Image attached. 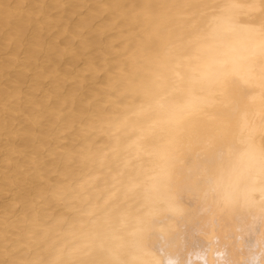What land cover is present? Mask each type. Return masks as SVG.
Returning a JSON list of instances; mask_svg holds the SVG:
<instances>
[{
    "label": "bare ground",
    "instance_id": "6f19581e",
    "mask_svg": "<svg viewBox=\"0 0 264 264\" xmlns=\"http://www.w3.org/2000/svg\"><path fill=\"white\" fill-rule=\"evenodd\" d=\"M0 264H264V0H0Z\"/></svg>",
    "mask_w": 264,
    "mask_h": 264
},
{
    "label": "rangeland",
    "instance_id": "374dc122",
    "mask_svg": "<svg viewBox=\"0 0 264 264\" xmlns=\"http://www.w3.org/2000/svg\"><path fill=\"white\" fill-rule=\"evenodd\" d=\"M81 10V12H83L84 11V8H82V9H80ZM73 17H75V15H73ZM114 31V30H113ZM82 66H83V59H79L71 68H75V69H80V68H82ZM107 67V66H106ZM101 74H102V72H100L99 73V75H97L93 80H91L92 82H98L99 80H100V77H101ZM71 82H73V80L71 81V80H69L68 81V83H71ZM24 87H23V89H25V83L24 84H22ZM67 143V140L66 139H60V144H66ZM58 151H61L60 149L58 150ZM51 158V156H46L45 157V159H47V160H49ZM49 177H51L52 179L54 178V177H56V173H51L50 175H49ZM6 195H8V196H10L9 195V193H7ZM5 198V197H4ZM60 207H62V206H60ZM59 207V208H60Z\"/></svg>",
    "mask_w": 264,
    "mask_h": 264
}]
</instances>
